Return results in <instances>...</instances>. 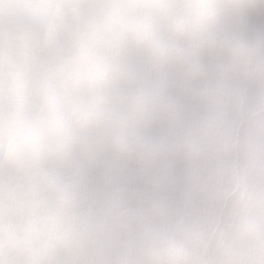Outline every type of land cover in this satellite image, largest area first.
I'll return each instance as SVG.
<instances>
[{
	"label": "clouds",
	"instance_id": "obj_1",
	"mask_svg": "<svg viewBox=\"0 0 264 264\" xmlns=\"http://www.w3.org/2000/svg\"><path fill=\"white\" fill-rule=\"evenodd\" d=\"M0 264H264V0H0Z\"/></svg>",
	"mask_w": 264,
	"mask_h": 264
}]
</instances>
